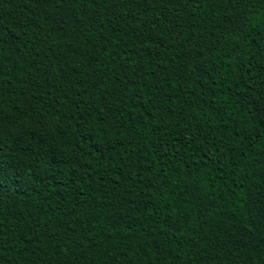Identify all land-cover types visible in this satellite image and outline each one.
Returning <instances> with one entry per match:
<instances>
[{
	"label": "trees",
	"instance_id": "16d2710c",
	"mask_svg": "<svg viewBox=\"0 0 264 264\" xmlns=\"http://www.w3.org/2000/svg\"><path fill=\"white\" fill-rule=\"evenodd\" d=\"M0 264H264V0H0Z\"/></svg>",
	"mask_w": 264,
	"mask_h": 264
}]
</instances>
